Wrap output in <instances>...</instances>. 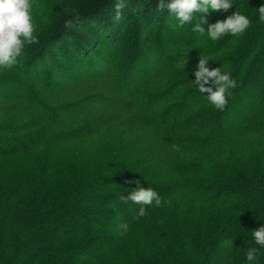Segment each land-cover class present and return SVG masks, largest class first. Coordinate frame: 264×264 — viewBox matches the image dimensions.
<instances>
[{
  "label": "trees",
  "instance_id": "16d2710c",
  "mask_svg": "<svg viewBox=\"0 0 264 264\" xmlns=\"http://www.w3.org/2000/svg\"><path fill=\"white\" fill-rule=\"evenodd\" d=\"M118 2L35 0L38 43L0 70V264H264L252 236L264 224V0H232L183 26L158 0H122L116 21ZM73 10L81 23L66 29ZM238 10L251 20L240 36L192 30ZM125 40L120 84L110 74ZM174 42L179 58L158 87L170 82L180 102L156 123L146 98L126 91ZM199 56L237 81L223 111L192 82ZM232 123L243 134L230 136ZM137 179L160 183L163 197L145 218L120 200Z\"/></svg>",
  "mask_w": 264,
  "mask_h": 264
},
{
  "label": "clouds",
  "instance_id": "9594fccd",
  "mask_svg": "<svg viewBox=\"0 0 264 264\" xmlns=\"http://www.w3.org/2000/svg\"><path fill=\"white\" fill-rule=\"evenodd\" d=\"M35 0H0V70H11L18 63V58L22 55L26 45L38 43L36 35L37 25L33 18V8ZM233 5L232 0H158V7L161 10L168 9L173 14L179 26L191 23L194 19V13H207L212 11H227ZM125 4L118 2L115 5L114 20L119 21L122 18ZM73 18L65 21L66 29H73L81 23L80 13L73 10ZM259 20L264 22V4L258 8ZM45 22L47 18L45 17ZM201 23H207L206 18H201ZM196 23L193 31L201 34L207 33V36L213 42L218 41L225 35L234 37L242 35L250 26L251 20L248 16L242 14L239 10L228 15L226 18L216 20L208 24L207 31ZM210 56H199L198 63L195 66L192 81L200 93H207L208 102L217 110L223 111L229 102L231 89L237 87V81L231 75L220 67L208 66ZM186 60L178 65L184 70ZM214 86V87H213ZM174 148L178 147L173 145ZM136 187L128 193L121 195L120 200L123 203L129 201L141 205L138 215L143 217L147 215L146 207L155 205L160 207L162 198L150 187H141L140 180L134 181ZM127 224H121V228L127 230ZM252 236L255 244L264 248V224L253 229ZM257 249L250 248L246 253L249 262L256 260Z\"/></svg>",
  "mask_w": 264,
  "mask_h": 264
},
{
  "label": "rangeland",
  "instance_id": "374dc122",
  "mask_svg": "<svg viewBox=\"0 0 264 264\" xmlns=\"http://www.w3.org/2000/svg\"><path fill=\"white\" fill-rule=\"evenodd\" d=\"M74 0H65V5L67 6L70 2ZM130 30L125 35V38L128 37ZM174 40H176L174 38ZM126 41V40H125ZM129 43V40L126 41V44H122V47L118 50L114 57V62L111 67V79L113 81L121 82L125 80V77L123 76L124 72L126 71V65L125 58L129 55V49L130 46L127 45ZM182 44V42L180 41ZM180 43L174 42V44L165 52H157L155 55V58L157 60L158 67L147 69L146 74L141 73L138 74L139 78H141V81H139L137 84L132 85L131 89H127L126 92H131L130 99L139 98L140 94L146 98L147 102H144V104L147 106V109L145 111L146 116H149L150 119L153 122L159 123L166 113H169V108L171 107L170 111L173 112L174 110V103H179L180 100L177 98L179 96H175L174 89H171L172 84L169 82L167 84L162 85L161 87H158V84L162 82L166 75H172L173 74V66L175 65V59L177 60L179 57H176V55H179V45ZM183 48V45H182ZM183 53V50H182ZM183 55V54H182ZM161 68V69H160ZM109 80V81H110ZM134 80V79H133ZM129 81V80H128ZM121 84V83H120ZM119 86V85H118ZM119 110L122 109L123 113L132 114L133 111L120 107ZM88 112L90 109H86ZM111 115H114L113 113H110ZM226 128H228V131H230V136H235L238 134H243L240 132V128L238 125L232 123L227 124ZM154 128L150 127V130H153ZM206 177H202V179H205ZM158 184H146L145 187L153 188L157 193L160 192ZM163 200V197L160 196ZM154 205V204H153ZM162 205V204H161ZM145 218V217H143ZM140 233V232H139ZM137 234V230L131 233L129 236H125V239H128L131 241L133 236ZM119 261L125 260V256L123 255L122 251L118 253Z\"/></svg>",
  "mask_w": 264,
  "mask_h": 264
}]
</instances>
